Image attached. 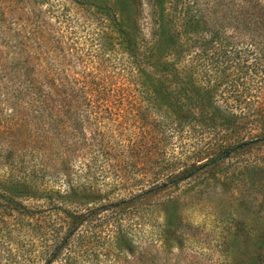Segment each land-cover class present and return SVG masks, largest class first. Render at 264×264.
Here are the masks:
<instances>
[{"label":"rangeland","instance_id":"374dc122","mask_svg":"<svg viewBox=\"0 0 264 264\" xmlns=\"http://www.w3.org/2000/svg\"><path fill=\"white\" fill-rule=\"evenodd\" d=\"M21 1L0 0V65L12 68L22 47L27 56L46 52L61 70L45 78L48 115L16 100L25 78L0 76V264H146L156 254L161 264H238L264 256V64L195 58L184 66L189 79L155 76L139 62L138 72L104 17L80 5L104 4L124 17L120 0H32L50 12L43 44L34 42L29 10L17 9ZM58 34L73 40L68 68ZM80 63L119 82L116 104L94 97V108L81 112L51 101L77 100L67 81L82 79ZM29 80L49 92L41 75Z\"/></svg>","mask_w":264,"mask_h":264},{"label":"trees","instance_id":"16d2710c","mask_svg":"<svg viewBox=\"0 0 264 264\" xmlns=\"http://www.w3.org/2000/svg\"><path fill=\"white\" fill-rule=\"evenodd\" d=\"M72 1L80 3V0ZM120 2L123 5L124 17L104 4L80 5L95 10L104 17L108 22L110 33L114 32L118 35L124 52L133 60L138 72H142V66L144 70L158 77L166 74L173 79L174 76L185 72L189 79L191 69L185 71L184 66L195 58L211 61L214 57L226 59L237 57L241 69H244V65L251 60L250 56L253 63L264 64V0H135V2L120 0ZM42 6L43 4L33 3L32 0L30 3L26 0L21 1L17 6L18 10L23 8L29 10L31 16L27 21L33 23V39L38 44L44 43L41 32L46 34L45 30L49 29L47 18L49 10L46 6L43 8ZM144 32H146L145 37L150 35L148 44L143 38ZM57 40H60L64 52L61 58L65 57L68 68L70 65L67 63L73 58V40H68L59 34ZM187 43L193 46L190 47ZM15 56L16 63L11 64L12 68L0 65V76L7 83L9 79L15 81V77L25 78L26 90L29 92L26 90L25 93L17 92L16 100L31 108L30 110L48 115L47 107L50 100L46 96L49 97L52 87L51 82L45 78L51 70L55 68L61 70L59 60L51 65L47 61L46 52L33 51L27 56L22 47ZM58 58L59 55L56 56V59ZM84 59L83 54L80 53L79 60ZM80 67L82 79L73 78L67 81L78 92L75 95L77 100L72 95L61 100L57 96L51 101L59 108H66L68 111L75 108L81 112L94 108V97L97 103L116 104L110 98L122 91L119 82L99 71L95 74L88 73L85 64L80 63ZM36 75H41L42 84L49 91L46 94L41 92L39 82L27 81L30 76ZM179 86L183 91L190 89L188 84L183 82ZM191 104L186 102L185 105ZM201 119L197 117L193 120L201 121ZM226 122L233 123L234 119H226ZM152 257L155 258L152 259L154 262L146 264H161V260H164L157 254ZM234 260L238 264H264V256L261 255H252L247 259L238 257ZM127 263L135 264L133 260Z\"/></svg>","mask_w":264,"mask_h":264}]
</instances>
